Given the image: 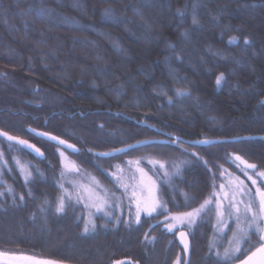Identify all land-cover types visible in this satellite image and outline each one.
<instances>
[{
    "label": "trees",
    "instance_id": "1",
    "mask_svg": "<svg viewBox=\"0 0 264 264\" xmlns=\"http://www.w3.org/2000/svg\"><path fill=\"white\" fill-rule=\"evenodd\" d=\"M262 54L264 0H0V129L45 153L40 159L0 137V253L69 264L183 262L177 238L159 220L203 203L213 191L207 168L217 166V189L223 168L242 176L226 154L264 169ZM177 89L190 94L177 96ZM28 126L75 144L79 153L34 137ZM208 138L219 141L194 144ZM150 139L166 142L97 155ZM58 150L75 160L78 174L62 175ZM150 160L167 162L169 173L183 166L171 184L162 183ZM134 165L154 178L167 211L137 223L133 205L129 223L126 197L105 209L110 217L84 200L75 203L72 185L91 186L93 177L121 197L119 184L133 183ZM21 166L33 172L28 183ZM60 183L73 192L63 213L56 212ZM214 211L191 231L190 264L211 262L206 243ZM88 220L96 227L85 232ZM146 234L155 239L145 240ZM256 240L228 264L259 246Z\"/></svg>",
    "mask_w": 264,
    "mask_h": 264
},
{
    "label": "snow or ice",
    "instance_id": "2",
    "mask_svg": "<svg viewBox=\"0 0 264 264\" xmlns=\"http://www.w3.org/2000/svg\"><path fill=\"white\" fill-rule=\"evenodd\" d=\"M45 9H41L40 12L43 15L45 13ZM111 10L106 9L105 15H107ZM178 14L183 15V12L178 10ZM197 21L195 18L193 19V23ZM236 40L235 37L230 38L228 43H233ZM245 44L249 43V40L245 38ZM224 80V74L220 73L216 77V84L220 86L222 81ZM185 89H177L176 95H189ZM171 102V99L170 101ZM42 135L47 136V133H43ZM0 136L6 137L8 141H15L18 145L34 149L36 153H40V149L36 148L35 145L29 144L27 140L21 139L17 136L9 135L8 132L0 131ZM53 140H58L59 144L64 145L66 142L64 140H59L58 137H51ZM247 139V138H246ZM179 138L177 140L172 141L174 144H178ZM138 143H147L146 141H141ZM197 143L210 144L213 141H199ZM68 147L73 148L74 151L75 146L68 145ZM128 149H132V145L125 146ZM124 148L115 149L116 152H124ZM184 151H187L186 149ZM61 157H64V153H60ZM99 156H109L108 152L99 153ZM193 156H197L196 153H192ZM4 153L0 151V160H3ZM226 162L230 163L234 166L244 177L246 180L250 182V185L245 183L244 180H240L237 178V183L234 185H225L221 184L219 186V190H217L216 180L218 179L215 168L217 166H213L207 168V171L212 175V183L211 187L213 191L209 194L207 198L200 204L198 208H194L190 211L180 212L176 214H170L169 216H165L164 220L160 223H163L165 229L172 233L178 227H186L190 229V231L179 232L180 242L183 245V252L188 254L190 252V241L189 236L192 234L191 229L201 222V217L206 213L210 212L213 205L216 208V223L213 225L214 234L213 237L209 239L208 242V254L209 256L213 255V251L215 258L221 264H228L229 260L237 259L240 254L243 253L244 244L250 243L251 236L257 235L258 240L256 243L259 244V247L255 249L254 252L251 253L250 256L246 257L244 260L240 261V264H252L253 257L257 256V254H264V170L257 171L258 165L255 163H249L246 159H244L241 155L231 153L226 154ZM199 159V157L197 156ZM65 159L61 160V166L66 172L75 171L77 174L79 173V168L73 164L71 167L65 162ZM7 164V161H4ZM16 163L19 165L20 162L17 160ZM132 164V161L128 162ZM149 163L156 168V165L159 167L156 168L157 173L162 172L161 182L171 184V181L179 174L180 169L183 166V162L181 164H177L172 166L173 172L169 173L167 171V162L159 161V160H150ZM203 164L207 167L208 161L203 160ZM119 170V166H115ZM221 169L222 165L219 166ZM38 172V170H36ZM137 171L141 174V181L139 185H126L119 184V187L123 189L121 193V197H115V193L109 194L106 189H103L102 185H100L99 181H96L93 177L91 180V186L89 188H83V186L77 188L76 185H72V188L75 189V203L80 204L84 200V194L87 192L89 194V198H94L93 207L96 209V212H102L105 216H111V213L106 212L105 209L108 207L117 206L114 203L115 199H123L127 198L129 200V209H130V219L131 222V207L134 205L135 212V220L139 223L141 218V213H144L148 216H151L154 213H158V210L167 211V205L159 198V190L153 181L151 185L145 184L143 177L147 176V173L144 172L143 168H137ZM21 172L24 175L25 182H30L33 172L27 171L21 166ZM122 174V170H120ZM251 173V174H250ZM64 173H62L63 175ZM224 175L223 170L220 173L222 177ZM114 178L119 181L121 179V175L117 173H113ZM135 178V174L133 179ZM151 180V177H148ZM59 188L61 189V195L58 197L56 212L63 213L65 212L67 206L73 202V192L69 190V188L65 187L63 183H60ZM132 187V191L129 194V188ZM136 187H139L141 192L147 190L148 197L143 198L137 195ZM226 188H229V191H225ZM254 189V191H253ZM8 191H11L9 188ZM101 192L104 193L101 196ZM3 193L0 192V195ZM31 193H29L30 195ZM109 196L112 199H109ZM21 200L24 199L23 195L20 197ZM191 199H195L192 197ZM227 217V218H225ZM169 221H172L169 223ZM236 224L235 230L232 232V236L228 239L227 247H224L223 252L219 251V247L223 242V238L227 235V231L232 227V223ZM89 224L92 229H95L96 225L92 220H88L85 224L84 231H89ZM154 237H149L147 234L145 235V240H154ZM33 261V264H63V261L57 259H36L34 257H29ZM115 264H123L121 261H116ZM176 264H180L179 258ZM190 264V262H189ZM264 264V262H262Z\"/></svg>",
    "mask_w": 264,
    "mask_h": 264
},
{
    "label": "water",
    "instance_id": "3",
    "mask_svg": "<svg viewBox=\"0 0 264 264\" xmlns=\"http://www.w3.org/2000/svg\"><path fill=\"white\" fill-rule=\"evenodd\" d=\"M26 130H27L30 134H32L34 137L39 138V139H42V140L47 141V142H50V143H52L53 145H56V146H58V147H61V148L65 149V150H67V151H69V152H71V153H73V154H78L79 151H80L79 147H77L75 144H72L71 142L66 141L65 139H63V138H61V137H58V136H56V135H54V134H51V133L48 134V132H45V131H43V130H39V129H35V128H32V127H30V126H28V127L26 128ZM0 131H4V130L0 129ZM5 132H6V131H5ZM8 133H9V132H8ZM43 133H47L48 135H47V136L42 135ZM9 135H12V134L9 133ZM12 136H15V135H12ZM53 136L58 137L59 140H64L66 143H65L64 145L59 144L58 140H53V139H51V137H53ZM0 137H2L3 139H5L6 141H8L6 137H3V136H0ZM17 137H19V136H17ZM19 138L24 139V138H22V137H19ZM240 139H241V138H236L235 140L237 141V140H240ZM24 140H27V139H24ZM205 140L213 141V143H216V142L219 141V140H217V139H209V138H208V139L198 140V141L194 142V144H195L196 146H200V147H206V146L209 147V145L213 144V143H210V144L197 143V142H199V141H205ZM27 141L29 142V144L35 145V144L32 143L31 141H29V140H27ZM143 141H144V140H143ZM145 141H146L147 143H138V142H136V143H133V144H130V145L133 146L132 149H135L136 147H139V146H142V145H144V144H148V143H153V142H155V141H156V142H162V143L166 142V140H163V139H150V140H145ZM8 142H11V143H13V144L18 145L15 141H8ZM140 142H141V141H140ZM68 145H73V146H75V149H76L77 151H74L73 148L68 147ZM35 146H36V148H39L37 145H35ZM19 147H22V148L26 149L27 151H29L30 153H32L33 155H35V157H38V158L40 157V159H44V158H45V153L43 152V150H42L41 148H39V149H40V153H42V155L36 153L34 149L26 148V147H23V146H20V145H19ZM122 148L125 149L124 152L121 153V152H116V151L113 150V151L108 152L110 155L107 156V157H113V156L120 155V154L126 153L127 151L132 150V149H128V148H126L125 146L122 147ZM119 149H120V148H119ZM103 153H104V152H103ZM97 154H99V153H97ZM98 156H99V155H98ZM102 157H105V156H102ZM181 231H185V232H187L186 230H180L179 232H181ZM179 232L176 234V238H177V241H178L179 246H180V247L182 248V250H183V245H182L181 242H180ZM189 241H190V244H191L190 236H189ZM258 247H259V246H258ZM191 248H192V246L190 245V252H189L188 254H185V253L183 252V253H184L183 256L185 257V260H184L185 262H184V264H189L190 256H191ZM256 248H257V247H256ZM256 248H255V249H256ZM255 249L252 250L250 253H248V254H247L245 257H243L241 260L237 261L236 263L234 262V263H231V264H240V261H242V260H244L246 257L250 256L251 253L255 251ZM29 257H34V258H36V259H42V258H38V257H35L34 255L32 256V255H29V254L1 252V253H0V263H1V264H33V261H32V260L27 259V258H29ZM262 262H264V254H257V256L253 257L252 264H262ZM63 264H69V263H65V262H63Z\"/></svg>",
    "mask_w": 264,
    "mask_h": 264
},
{
    "label": "rangeland",
    "instance_id": "4",
    "mask_svg": "<svg viewBox=\"0 0 264 264\" xmlns=\"http://www.w3.org/2000/svg\"><path fill=\"white\" fill-rule=\"evenodd\" d=\"M140 50V49H139ZM144 51H146V47H142V52H144ZM136 55H138L137 53L134 55V56H136ZM262 59L264 60V54H262ZM61 152H63L64 153V157H61V155H60V153ZM57 153L59 154V156H60V166H61V160L62 159H65L66 158V163L69 165V167H71L73 164H75V160L66 152V151H62V150H58L57 151ZM77 166V165H76ZM61 168H62V166H61ZM134 174H135V178L133 179V183H131V184H127L126 183V185H139L140 184V181H141V174L137 171V168H142V167H140V166H138V165H134ZM144 170V172L145 173H147V176H145V177H143V179H144V183L145 184H148V185H151L152 184V182L154 181V182H156L155 180H154V178L148 173V172H146V170L145 169H143ZM263 170V169H262ZM223 171H224V176H225V181L223 182V183H221V184H225V185H234L235 183H237L238 181H237V178H239L240 180H244V179H246V177H244L243 175L242 176H238V175H235L231 170H229V169H227V168H223ZM261 171V170H260ZM62 173H64L63 175H71V174H73V173H75V171H73V172H66L63 168H62ZM251 174V173H250ZM227 176V177H226ZM148 177H151V180H149L148 179ZM245 181V180H244ZM245 183H246V181H245ZM121 184H123V182L121 181ZM156 184V183H155ZM81 186H83V188H89L90 186H88V185H86V184H78V188L79 187H81ZM156 186H157V184H156ZM133 189H132V187H130V190H129V194L131 193V191H132ZM136 192H137V195L138 196H141V197H143V198H147L148 197V192H147V190H145V191H143V192H141V190H140V188L139 187H136ZM217 190H219V187H218V189ZM230 189L229 188H226L225 189V191L227 192V191H229ZM254 191V190H253ZM84 201L89 205V206H92L93 205V203L94 202H96V201H94V198H89V194L86 192L85 194H84ZM213 207H214V224L216 223V208H215V205H213ZM196 208H198V207H196ZM96 210V209H95ZM103 214V213H102ZM171 214H176V213H171ZM143 215H146V214H144V213H141V216H143ZM170 215V214H169ZM169 215H167V216H169ZM225 218H227V217H225ZM164 220V217L163 218H161L159 221L161 222V221H163ZM136 221V220H135ZM172 221H169V223H171ZM163 225V228L165 229V226H164V224H162ZM195 227H196V225L191 229V231L193 230V229H195ZM235 228H236V224L233 222L232 223V227L227 231V240H226V242H222V244H221V246L219 247V251L222 253L223 252V250H224V247H227V245H228V239L232 236V232H233V230H235ZM188 229V228H187ZM166 230V229H165ZM188 230H190V229H188ZM214 230V229H213ZM178 231V228L177 229H175L174 230V232H172V233H174V235L176 234V232ZM213 234H214V232H213ZM211 237H213V235L211 236ZM256 238L257 240H258V236L257 235H253L251 238ZM210 239V238H209ZM256 240V241H257ZM209 242V241H208ZM208 242L206 243L207 244V250H208ZM246 246H247V244H244L243 245V248H244V250L246 251ZM209 251V250H208ZM214 252H215V250L213 251V255H211V256H209V254H208V252H207V258H209V261H211L210 263L209 262H207V264H221V262H218L217 261V259L215 258V255H214ZM233 260V259H232ZM178 260H176L174 263H172V264H176V262H177ZM230 261V260H229ZM179 262L181 263V264H183V262L181 261V260H179ZM1 264V263H0Z\"/></svg>",
    "mask_w": 264,
    "mask_h": 264
},
{
    "label": "flooded vegetation",
    "instance_id": "5",
    "mask_svg": "<svg viewBox=\"0 0 264 264\" xmlns=\"http://www.w3.org/2000/svg\"><path fill=\"white\" fill-rule=\"evenodd\" d=\"M250 163V162H249ZM260 170H262V169H257V171H260ZM264 170V169H263ZM245 181H246V183L247 184H249L250 185V182L249 181H247L246 179H244ZM251 186V185H250ZM254 190V189H253ZM213 225H214V223H213ZM262 226H264V225H262ZM180 230H186L187 232L188 231H190V230H188L186 227H178V231L176 232V234L180 231ZM213 232H214V230H212L211 232H210V234H211V236L213 235ZM192 233V232H191ZM176 234H175V237H176ZM211 236H210V238H211ZM227 238V236H225L224 238H223V243L224 242H226V239ZM190 240H191V235H190ZM192 244V243H191ZM190 244V245H191ZM181 264V263H180ZM183 264H184V262H183Z\"/></svg>",
    "mask_w": 264,
    "mask_h": 264
}]
</instances>
